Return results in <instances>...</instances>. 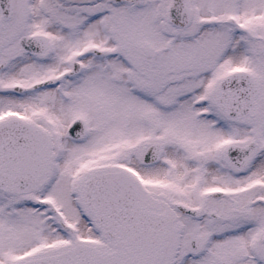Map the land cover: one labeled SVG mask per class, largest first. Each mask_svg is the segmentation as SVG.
<instances>
[{
	"label": "snow or ice",
	"instance_id": "obj_1",
	"mask_svg": "<svg viewBox=\"0 0 264 264\" xmlns=\"http://www.w3.org/2000/svg\"><path fill=\"white\" fill-rule=\"evenodd\" d=\"M0 264H264V0H0Z\"/></svg>",
	"mask_w": 264,
	"mask_h": 264
}]
</instances>
